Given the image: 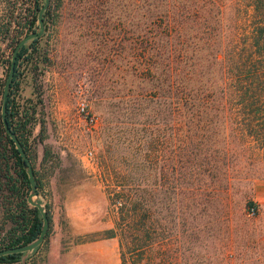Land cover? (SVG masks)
I'll list each match as a JSON object with an SVG mask.
<instances>
[{"label":"rangeland","instance_id":"rangeland-1","mask_svg":"<svg viewBox=\"0 0 264 264\" xmlns=\"http://www.w3.org/2000/svg\"><path fill=\"white\" fill-rule=\"evenodd\" d=\"M246 2L48 0L24 43L47 61L22 64L13 102L33 110L32 199L49 231L0 264H44L50 236L63 264H120L105 237L118 192L148 227L151 264H264V35L251 26L264 10ZM43 3L0 0V19L18 16L20 39Z\"/></svg>","mask_w":264,"mask_h":264},{"label":"trees","instance_id":"trees-1","mask_svg":"<svg viewBox=\"0 0 264 264\" xmlns=\"http://www.w3.org/2000/svg\"><path fill=\"white\" fill-rule=\"evenodd\" d=\"M246 7H252L255 11L264 10V0H247L243 8ZM37 8L38 5H35L34 10ZM47 15L48 10H45L42 15L44 22ZM5 16L6 19H0V207L3 217L5 221L10 223V227L0 237V249L23 245L32 241L37 237L41 227V219L36 209L30 207L26 201L30 185L23 162L13 141L5 133L1 118L5 83V77H1V74L5 73L7 76L13 48L25 27L17 19L18 16H14L12 13ZM251 26L259 35H264V17L254 21ZM4 39H10V41L2 46ZM254 43L258 44L259 42L255 39ZM46 61L45 51L41 50V55L38 53L36 40L26 45L23 44L15 55L13 73L7 87L4 117L27 156V139L30 133L29 125L32 121L33 110L30 113L27 109L19 110L18 105L13 102V98L19 90L22 64L24 62L30 63V69L35 70L37 63L44 66ZM28 159L30 160L29 156ZM31 169L35 176L32 164ZM36 187H38L37 182ZM115 196L108 198L109 207H117L118 205L116 210L118 216L114 220V226L105 231V237H117L120 264H138L139 258L145 259L144 264H151L152 239L148 227L138 228L136 225V211L130 208L131 197L129 194L118 192ZM46 216L49 222V211H46ZM17 254L0 256V261H5Z\"/></svg>","mask_w":264,"mask_h":264},{"label":"water","instance_id":"water-1","mask_svg":"<svg viewBox=\"0 0 264 264\" xmlns=\"http://www.w3.org/2000/svg\"><path fill=\"white\" fill-rule=\"evenodd\" d=\"M47 4H48V0H44L43 5L39 8L38 15H37L38 31H34L31 33L25 34L23 37H21L17 41L16 45L13 48V51L11 54V59H10V66H9L8 74L6 76L5 83H4L3 98H2V104H1V118H2V123H3V128L5 130V133L13 141L15 148L19 152V155L21 157V160L23 162V166H24L26 174H27V179L29 181L30 191L26 196V201L29 205L35 207L39 211L40 216H41V227H40V231H39L37 237L35 239H33L31 242H28V243L23 244V245L14 246V247L2 248V249H0V256L31 250L32 248L37 246L43 240V238L46 234L47 228H48V219L46 216V212L44 211V209L42 208V206L40 204V200L39 199H32V197L37 194V191H36V185H35L32 169H31V164H30L24 150L22 149L20 143L18 142L15 134L8 127L7 122L5 120V117H4L6 92H7L9 79L11 78L12 73H13L15 55L18 52V50L21 48V46L26 41H28L29 39H32V38L40 37L42 35L43 21H42L41 15H42V12L45 10Z\"/></svg>","mask_w":264,"mask_h":264},{"label":"crops","instance_id":"crops-1","mask_svg":"<svg viewBox=\"0 0 264 264\" xmlns=\"http://www.w3.org/2000/svg\"><path fill=\"white\" fill-rule=\"evenodd\" d=\"M67 252H60V243L58 237L49 238L48 248L46 253V261L44 264H63L66 262Z\"/></svg>","mask_w":264,"mask_h":264},{"label":"built area","instance_id":"built-area-1","mask_svg":"<svg viewBox=\"0 0 264 264\" xmlns=\"http://www.w3.org/2000/svg\"><path fill=\"white\" fill-rule=\"evenodd\" d=\"M78 112L82 115L83 120L86 123L90 125H95L97 123V119H98L97 116L94 114H88L86 111V105L83 102L78 104ZM88 155H90V153H88ZM253 212H254V208L251 206L248 209V213L253 214Z\"/></svg>","mask_w":264,"mask_h":264}]
</instances>
